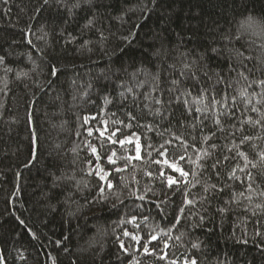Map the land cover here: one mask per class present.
Listing matches in <instances>:
<instances>
[{
	"label": "trees",
	"instance_id": "trees-1",
	"mask_svg": "<svg viewBox=\"0 0 264 264\" xmlns=\"http://www.w3.org/2000/svg\"><path fill=\"white\" fill-rule=\"evenodd\" d=\"M261 153L264 0H0V264H264Z\"/></svg>",
	"mask_w": 264,
	"mask_h": 264
},
{
	"label": "snow or ice",
	"instance_id": "snow-or-ice-1",
	"mask_svg": "<svg viewBox=\"0 0 264 264\" xmlns=\"http://www.w3.org/2000/svg\"><path fill=\"white\" fill-rule=\"evenodd\" d=\"M56 71H57V70L54 68V69H53V75L56 74ZM185 103H187V101H186ZM197 111H200V109H197ZM85 122H87V118H85ZM216 123H217V125H219V124H220V121L217 120ZM106 131H107V129H105L104 131H101V132H100V135H101V136H104ZM89 135H91V130H89ZM111 135H112V136H115L116 133L113 132ZM109 139H111V137H109ZM245 139H248V138L245 137ZM113 142H115V141H113ZM128 142L131 143V142H132L131 139H129ZM241 142L243 143V141H241ZM119 143H120L121 145H123V144L125 143V141H124V140H120ZM140 147H141L140 144L137 143V144H136V152H137V157H136V158H139ZM92 151L95 153V152H96V148H93ZM238 154H239L240 156L244 157L245 160H247V157L245 156V154H244L243 152H239ZM113 155H115V153H113ZM161 155H164V153H161ZM261 158L264 159V153H261ZM97 159L99 160V156L97 157ZM181 159H183V157H182ZM197 159H199V157H197ZM225 159H227V157H225ZM109 161H110V162H114V161L112 160V157H111V156L109 157ZM157 163H161V161H157ZM163 163H164L165 165H168L169 167H171L174 171L179 172L181 176H187V175H188L187 172H185V171H183L182 169L178 168L174 163H170L167 159H165V160L163 161ZM161 174L163 175V172H162ZM105 175H107V173H105ZM101 178L103 179L104 177L102 176ZM168 183H169V185H171L172 183H174L172 177H168ZM109 187H111L110 184H109ZM125 235H128V233L125 232ZM132 238H133L134 240L139 241V238L136 237V236H133ZM152 239L155 240L156 237L153 236ZM165 246H167V245H165ZM194 247H195V245H194ZM147 251H148V248H147V245H145V252H147ZM186 264H188V262H186ZM191 264H196V261H195V260H192V261H191Z\"/></svg>",
	"mask_w": 264,
	"mask_h": 264
}]
</instances>
